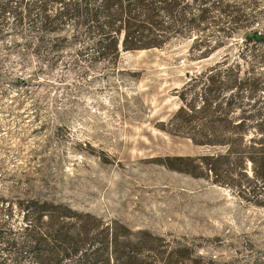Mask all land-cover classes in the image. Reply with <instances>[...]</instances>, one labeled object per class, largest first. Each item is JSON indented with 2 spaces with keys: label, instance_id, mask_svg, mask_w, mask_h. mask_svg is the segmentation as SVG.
Instances as JSON below:
<instances>
[{
  "label": "rangeland",
  "instance_id": "obj_1",
  "mask_svg": "<svg viewBox=\"0 0 264 264\" xmlns=\"http://www.w3.org/2000/svg\"><path fill=\"white\" fill-rule=\"evenodd\" d=\"M27 1L0 0L10 6L0 14V264H37L25 235L32 199L95 215L104 225L117 221L125 239L144 230L219 262L264 261V204L168 166L178 164L168 157L223 148L162 128L190 76L226 55L242 77L264 81V45H246L239 30L207 59L191 57L195 34L163 49L93 59L94 47L80 49L71 29H43L39 9L27 12ZM228 1L264 23V0ZM254 99L264 100V89Z\"/></svg>",
  "mask_w": 264,
  "mask_h": 264
},
{
  "label": "trees",
  "instance_id": "obj_2",
  "mask_svg": "<svg viewBox=\"0 0 264 264\" xmlns=\"http://www.w3.org/2000/svg\"><path fill=\"white\" fill-rule=\"evenodd\" d=\"M32 7L39 9L43 29L62 33L69 28L71 41L80 49L94 47L93 59L117 60L122 51L163 49L194 34L192 59H207L224 37L239 30L246 45H264V23H255L239 3L228 0L27 1V12ZM9 9L2 2L0 14ZM13 13L21 19L17 9ZM241 72L240 64L231 65L226 55L193 73L178 91L181 106L162 128L197 145L223 149L168 157L178 161L168 166L234 187L243 198L264 204V100L254 99L264 81L242 77ZM26 207L25 235L37 264H264L258 256L219 262L193 245L144 230L135 240L125 239L126 228L119 222L104 225L95 215L50 201L32 199Z\"/></svg>",
  "mask_w": 264,
  "mask_h": 264
}]
</instances>
